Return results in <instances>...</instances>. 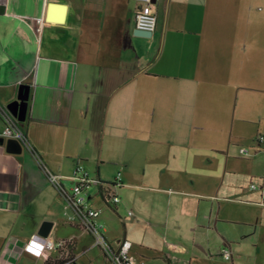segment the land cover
Returning a JSON list of instances; mask_svg holds the SVG:
<instances>
[{"label":"crops","instance_id":"obj_1","mask_svg":"<svg viewBox=\"0 0 264 264\" xmlns=\"http://www.w3.org/2000/svg\"><path fill=\"white\" fill-rule=\"evenodd\" d=\"M153 9L146 39L134 34L132 0H0V107L30 87L22 131L32 148L11 153L0 142V264L58 262V251L44 262L23 250L44 222L50 239L74 238L70 264H104L93 249L112 264L61 218L64 200L42 169L69 188L78 161L103 183L120 172L119 203L106 204L98 186L88 193L106 240L129 241L134 264L151 263L148 252L160 264L207 260L213 234L232 264L247 238L264 253L263 190L247 202L263 206L255 222L222 217L220 201L236 208L219 194L257 158L264 176V0H155ZM4 126L0 116V138ZM121 213L123 233L106 234ZM159 221L167 233L173 224L177 260L147 243Z\"/></svg>","mask_w":264,"mask_h":264},{"label":"built area","instance_id":"obj_2","mask_svg":"<svg viewBox=\"0 0 264 264\" xmlns=\"http://www.w3.org/2000/svg\"><path fill=\"white\" fill-rule=\"evenodd\" d=\"M132 2L136 5L134 15L136 29L153 33L156 29V15L154 13L152 0H132ZM0 116L5 124L1 132V137L17 140L21 145L32 152V148L27 142L17 120L1 107ZM256 142L258 146L264 150V134L258 135ZM239 153L244 157L250 155L247 148H240ZM35 156L37 157L36 154ZM42 169L49 184L64 200L63 215L65 221L76 225L79 230L89 234L92 238V247L100 249L104 257L112 264H134V259L129 253L131 249V243L129 241L125 239L119 240L116 243V248H113L106 240L103 225L98 222L100 210L92 206L88 193L90 188L103 185V188H101L103 201L109 205L119 203L120 198L113 191V188L121 185L120 172L116 174L115 181L112 183V186H110L103 184L99 178L90 177L79 165L78 161L71 177V184L69 188H66L62 183L64 180L62 175L55 174L46 167H42ZM250 188L264 191V176L261 184H251ZM128 215H132V213L129 212ZM73 244V237L54 241L49 237L33 235L25 243L23 250L28 255L44 262L49 259L51 252L58 251V262H60V264H70L73 260L69 259L66 253ZM36 245L39 247H34ZM220 255L227 261L231 259V252L228 248H223L220 251Z\"/></svg>","mask_w":264,"mask_h":264},{"label":"rangeland","instance_id":"obj_3","mask_svg":"<svg viewBox=\"0 0 264 264\" xmlns=\"http://www.w3.org/2000/svg\"><path fill=\"white\" fill-rule=\"evenodd\" d=\"M250 151L252 149L248 148ZM257 162V164H254V169H249V171L245 172L244 174H239L237 176H235V179L232 182V185H227L224 184L221 191H220V198L221 197H229V201L230 205L235 206V210L234 211H228V212H224L222 211L223 209L227 208L228 204L225 202L220 201L221 203V216H227V218L229 220H232L234 222H243L244 220H246V222H255V220L258 218L260 219V212L261 209L263 208V206H259V205H250L247 202H252L251 199H253L254 197H259L261 191L259 190H253L250 188L251 184H261L262 183V178L263 176L261 175L262 171H261V167H262V158H257L255 160ZM261 165H260V164ZM262 193H264L262 191ZM232 198V200H235L232 202V200L230 199ZM264 199V198H263ZM238 200V201H237ZM226 214V215H224ZM60 216L61 218H64L63 215V210L60 212ZM120 218L121 219H117L116 223L113 224H106L105 227V233H112V234H122L123 233V224L127 222L128 218L125 216L124 213L120 214ZM148 219H145V221H142L143 223L147 222ZM151 220V219H150ZM149 220V221H150ZM162 221H159V223L156 225V228L153 229V227H148V236L150 238V241H148L147 243H150L152 245H155L158 248V253L160 252H164L166 254H172L177 258H180V255L176 252H174L173 250L170 249V244H172L174 242V239L176 236H174L173 231V224L172 227L170 228V231L168 230V233L162 228ZM176 223H178V225H181L179 223V221H177ZM128 226V225H127ZM234 227V226H233ZM242 227V226H240ZM239 226L235 227L236 230L240 229ZM104 228V226H103ZM138 230L139 228H142L141 226H137ZM136 229V228H135ZM134 228L131 227V225L129 224L128 226V231H133ZM178 232V231H177ZM66 234L65 232L61 233ZM189 233L186 232L183 237L180 238V240H189L190 235H188ZM214 240L213 241H209V252L212 255L211 257L207 258V260H202L201 258H199L200 260H196L194 264H232L231 260L226 261L224 260L220 255H218L219 251H220V243L218 242V240L215 239V235L213 234ZM135 238V237H134ZM210 240V238H209ZM255 237L253 239V237L247 238L245 241L240 242L238 244V246L235 248V250H233V261L235 264H256L257 259H263L264 257V253L259 252V254H257L256 249L254 247L255 243ZM90 243V239L83 237L82 241H81V245H87ZM136 244V243H135ZM135 250L141 251L139 249V245H135ZM146 253V252H145ZM147 256L151 259V263L148 264H160L159 260L157 259H153L155 257L153 252H148L146 253ZM88 256H95L97 258V261L100 263H104V264H109L108 262H105L103 257L101 256V254L99 253V251L97 249H93ZM239 257V258H237ZM162 261V260H161ZM237 261V262H236ZM177 263V262H176Z\"/></svg>","mask_w":264,"mask_h":264},{"label":"water","instance_id":"obj_4","mask_svg":"<svg viewBox=\"0 0 264 264\" xmlns=\"http://www.w3.org/2000/svg\"><path fill=\"white\" fill-rule=\"evenodd\" d=\"M155 0H152V3H154ZM135 35L139 37H143L146 39H149L152 36V33L136 30L134 32ZM29 90L30 87L28 85H20L18 96L15 101L7 105V110L11 113V115L17 120L19 126L23 128L24 122L27 115L28 110V101H29ZM4 141V138H0V142L2 143ZM7 150L11 153H20L22 150V145L14 139H7ZM51 228L50 222H44L40 229L38 234L42 237H48L49 231Z\"/></svg>","mask_w":264,"mask_h":264},{"label":"trees","instance_id":"obj_5","mask_svg":"<svg viewBox=\"0 0 264 264\" xmlns=\"http://www.w3.org/2000/svg\"><path fill=\"white\" fill-rule=\"evenodd\" d=\"M21 129H22V128H21ZM103 184H107V185L112 186V183H103ZM102 186H103V185H100L99 188H100V189L103 188ZM46 264H48V263H46ZM55 264H60V262H56Z\"/></svg>","mask_w":264,"mask_h":264},{"label":"snow or ice","instance_id":"obj_6","mask_svg":"<svg viewBox=\"0 0 264 264\" xmlns=\"http://www.w3.org/2000/svg\"><path fill=\"white\" fill-rule=\"evenodd\" d=\"M34 247L38 248L39 246H38V245H36V246H34ZM37 254H38V253H37Z\"/></svg>","mask_w":264,"mask_h":264}]
</instances>
